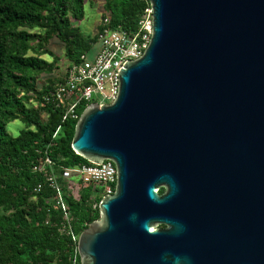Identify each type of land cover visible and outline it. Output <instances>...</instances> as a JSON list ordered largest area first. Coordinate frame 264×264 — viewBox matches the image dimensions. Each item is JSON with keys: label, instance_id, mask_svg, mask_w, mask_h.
Here are the masks:
<instances>
[{"label": "water", "instance_id": "water-1", "mask_svg": "<svg viewBox=\"0 0 264 264\" xmlns=\"http://www.w3.org/2000/svg\"><path fill=\"white\" fill-rule=\"evenodd\" d=\"M148 1L147 47L75 124L117 175L80 264H264V0Z\"/></svg>", "mask_w": 264, "mask_h": 264}, {"label": "trees", "instance_id": "trees-1", "mask_svg": "<svg viewBox=\"0 0 264 264\" xmlns=\"http://www.w3.org/2000/svg\"><path fill=\"white\" fill-rule=\"evenodd\" d=\"M83 3L0 0V264H71L78 234L99 218L90 197L93 184L78 181L75 197L61 175L63 167L89 161L71 148L77 119H63V109L43 99L63 81L59 57L48 45L52 38L64 45L67 65L91 49L104 26L135 29L150 5L148 0H103L96 31L85 34L75 23L84 16ZM43 54L53 56L47 60ZM84 107H78L79 114ZM14 119L24 125L15 136L6 129ZM46 156L54 163L65 210L44 172L33 170ZM76 258L80 264L79 254Z\"/></svg>", "mask_w": 264, "mask_h": 264}, {"label": "built area", "instance_id": "built-area-1", "mask_svg": "<svg viewBox=\"0 0 264 264\" xmlns=\"http://www.w3.org/2000/svg\"><path fill=\"white\" fill-rule=\"evenodd\" d=\"M107 19H104L106 23ZM152 33V9L146 7L141 13L137 26L133 30L120 27L104 26L97 32L96 42L89 51L81 53L76 61L69 62L63 71V81L50 89L43 97L44 101H52L57 107L63 109V119L69 117L77 119L78 107L89 103L112 102L117 94L118 71L123 63L138 58L147 47ZM53 161L46 156L45 159L33 166V170L43 171L45 180L55 190L57 204L65 210L61 196V187L53 168ZM61 175L69 183L73 195L78 192V181L84 184H93L94 190L100 196L90 194L93 200L92 207H96L95 198L114 191L116 184V166L110 159L101 163L78 164L63 167ZM41 184L36 186L39 190ZM68 220L67 212H64ZM73 239L76 236L71 232ZM78 255L77 244L71 264H76Z\"/></svg>", "mask_w": 264, "mask_h": 264}, {"label": "rangeland", "instance_id": "rangeland-1", "mask_svg": "<svg viewBox=\"0 0 264 264\" xmlns=\"http://www.w3.org/2000/svg\"><path fill=\"white\" fill-rule=\"evenodd\" d=\"M83 5L84 16L75 23L85 34H93L96 31V24L98 23L103 10V0H84ZM48 47L53 55H57L59 57V71L63 72L67 63L64 56V45L58 39L52 38ZM52 54H43L42 57L47 60H51ZM42 80L43 78H41L39 82ZM23 126L24 125L21 120L14 119L7 123L6 129L11 135L15 136ZM91 194L98 196L101 195L99 191L97 192L95 190H93Z\"/></svg>", "mask_w": 264, "mask_h": 264}]
</instances>
